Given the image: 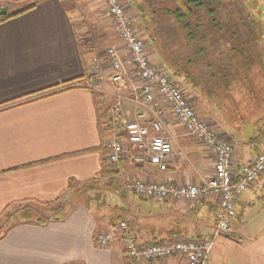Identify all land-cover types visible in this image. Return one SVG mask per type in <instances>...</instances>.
Wrapping results in <instances>:
<instances>
[{
    "label": "crops",
    "instance_id": "0c3cea01",
    "mask_svg": "<svg viewBox=\"0 0 264 264\" xmlns=\"http://www.w3.org/2000/svg\"><path fill=\"white\" fill-rule=\"evenodd\" d=\"M66 1L0 0V8L7 7L11 13L21 5H33L27 12L0 23V219L10 210H41V205L59 197L66 212V216L45 225L19 222L6 229L0 236V264H130L117 238L105 247L95 243L97 235L114 231L120 220L130 225L140 245L211 236L218 212L215 198L197 202L145 199L125 188L126 182L134 179L191 185L212 175L210 150L187 136L168 112L163 121L172 139L165 171L135 165L131 151L119 161L116 171L110 170L106 141L115 135V127L109 124L112 88L107 83L102 94L82 88L88 81L69 83L88 72L93 56L81 51ZM137 110V114L144 113L143 109ZM198 112L231 145L234 174L264 149V140L259 148L254 146L253 152L246 148V141L228 138L204 105ZM104 167L108 171L105 175ZM91 181L105 189L109 184H121L115 189L107 187L131 205L125 209L113 202L105 205L108 210H121L116 222L109 212L98 216L86 203L74 200L79 189ZM263 193L264 173L237 197L235 207H242L241 215L235 210L230 231L214 239L213 245L217 240L237 243L232 239L235 236L245 239L239 230L243 215L263 198ZM130 195L151 206H134ZM244 233L248 235L245 228ZM241 249L247 250L243 246ZM250 254V264H264V255ZM149 264H185V259L172 257Z\"/></svg>",
    "mask_w": 264,
    "mask_h": 264
},
{
    "label": "built area",
    "instance_id": "2783aa9c",
    "mask_svg": "<svg viewBox=\"0 0 264 264\" xmlns=\"http://www.w3.org/2000/svg\"><path fill=\"white\" fill-rule=\"evenodd\" d=\"M100 1L113 24L121 50L106 49L103 60L94 56L88 65L89 80L81 86L102 94H105L107 83L125 88L133 108L144 110L143 114L134 113L133 119L126 121L119 104L112 107L109 124L121 132L122 137L112 135L107 139V165L111 171H116L119 161L131 151L135 165H150L158 171H165V159L171 154L172 139L163 121L165 112H168L187 136L210 150L213 156L212 175L191 185L136 179L126 187L134 195L145 199L197 202L215 198L218 212L209 237L140 245L130 225L120 220L114 231L97 235L95 243L105 247L117 238L130 264H149L172 257L184 258L185 264H204L214 239L230 231L237 197L264 173V149L234 174L231 145L195 113L180 86L161 67L151 62L149 46L136 33L122 0ZM125 65L132 69V75Z\"/></svg>",
    "mask_w": 264,
    "mask_h": 264
},
{
    "label": "rangeland",
    "instance_id": "374dc122",
    "mask_svg": "<svg viewBox=\"0 0 264 264\" xmlns=\"http://www.w3.org/2000/svg\"><path fill=\"white\" fill-rule=\"evenodd\" d=\"M122 3L131 19L136 33L139 37L144 39L142 37V34H144L141 26L142 22L136 15V10L131 7L126 0H122ZM66 4L71 12L77 33L81 36L80 42L87 47V52L91 53L93 57L97 56L99 59L103 60L106 49L112 47L117 51L121 50L120 42L114 32L113 24L106 13L102 1L68 0ZM222 7L225 8V13H232V11L235 13V19L238 23L237 27L243 30L239 31L241 33L240 36L242 40L245 39V37L250 39V50L253 51V56L250 51L248 53L252 57L250 65L247 67H238L234 72L231 78V91L227 97L218 98L213 101L204 100L205 102H203V105L209 116L219 122V126H221V129L228 138L237 142L246 141V148L254 152V146L256 145V147L259 148V146L263 144L261 140H264V0H222ZM10 12L11 9H9L8 13ZM244 29H246L248 36L245 35ZM237 42L239 43V41ZM237 42H235V44H237ZM145 43L147 45L149 44L146 41ZM232 44H234V42ZM150 47L149 56L151 62L160 67V60ZM254 55H257V57H254ZM241 61L242 60H240V62ZM125 67L127 72L132 75V69L128 65H125ZM111 88L112 89L109 88L111 91V108L118 103L121 114L125 120H132L133 118H130V116H133L138 110L134 109L128 101L125 88L113 86H111ZM116 93H118V95ZM187 99L198 116L208 124L209 122L204 118L205 116H203L201 112H198L200 108H203V105H199V99H196L190 91L187 92ZM118 133L119 132L115 130L116 136L119 137L122 135L121 132ZM223 137L225 138V136ZM255 139H257V141H255ZM132 181H127L125 185L127 186V184ZM96 184L95 187H98L97 192L88 191L84 196H76L74 200L76 202L86 203L91 211L98 216L99 214L109 212L112 216L111 220L116 222L122 214L120 213L121 210H108L107 208L105 209V205L113 202L117 204L119 208L124 209L125 207L129 208L131 205L125 204L117 193L108 191L107 187L112 188L113 186L115 189V187H120L121 184L119 185L117 182L116 184H109L110 186L106 185L107 190L103 188L102 185ZM125 188L127 189V187ZM262 195L263 198L261 197L256 200L253 205L250 206V210L243 215V225L239 227V230L242 233L241 236H245V239H243V241L240 239L238 240L236 236L232 238L235 242L239 243V247L237 243H233V241L224 244L217 240L205 264H250L251 262L248 260V254L251 253L250 255L254 256L264 255V209H262L264 208V193ZM66 196L67 195H65V197ZM128 197L134 201V206H136V204H146L148 207L151 206L146 200H139L132 195ZM235 210L240 216L242 207L237 204ZM14 211L15 210H10L4 218L0 219V234L9 222L14 220L17 216V213ZM40 212L34 215L39 216L42 212L43 214L46 213L48 216L52 215L51 212L45 211L44 209H41ZM244 228L248 235L244 233ZM249 236L251 238L247 240ZM253 239L256 241L249 242ZM241 246L246 247L248 252L247 250H242ZM250 260L253 262V257L250 256Z\"/></svg>",
    "mask_w": 264,
    "mask_h": 264
},
{
    "label": "trees",
    "instance_id": "16d2710c",
    "mask_svg": "<svg viewBox=\"0 0 264 264\" xmlns=\"http://www.w3.org/2000/svg\"><path fill=\"white\" fill-rule=\"evenodd\" d=\"M126 1L136 10V15L141 19L144 31L142 37L157 54L160 67L180 86L186 98L188 91L193 93V96L202 104L206 100L213 101L227 97L231 91V78L236 69L250 65L251 55L253 56V51L250 50L251 41L247 37L242 40L239 31L243 30L237 27L235 13L233 11L225 13L222 0ZM32 8L33 5L26 8L20 7L19 10L0 17V23ZM244 31L248 36L246 29ZM78 40L83 54L89 55L87 47L80 42L81 36H78ZM250 51L251 55L248 54ZM88 80L87 72L69 83L81 84ZM190 106L192 107L191 103ZM209 126L212 127L210 124ZM103 173L104 175L108 173L105 167ZM96 185L95 181H91L80 188L79 193L74 196H84L88 191L97 192ZM60 198L52 203L41 205L42 209L52 213L51 216L43 212L39 216L34 215L38 214L40 209L26 208L17 211L15 219L9 222L0 236L10 226L19 222L45 225L59 219L60 216H66L65 206L59 204ZM50 207L54 208L50 209Z\"/></svg>",
    "mask_w": 264,
    "mask_h": 264
},
{
    "label": "water",
    "instance_id": "95a60500",
    "mask_svg": "<svg viewBox=\"0 0 264 264\" xmlns=\"http://www.w3.org/2000/svg\"><path fill=\"white\" fill-rule=\"evenodd\" d=\"M8 14L7 7H1L0 8V17L6 16Z\"/></svg>",
    "mask_w": 264,
    "mask_h": 264
}]
</instances>
